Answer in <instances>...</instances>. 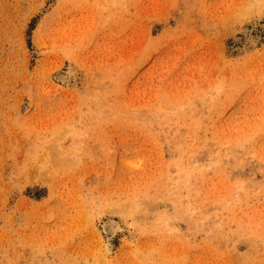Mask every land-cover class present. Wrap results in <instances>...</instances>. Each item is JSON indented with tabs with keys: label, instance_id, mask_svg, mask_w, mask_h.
I'll list each match as a JSON object with an SVG mask.
<instances>
[{
	"label": "rangeland",
	"instance_id": "rangeland-1",
	"mask_svg": "<svg viewBox=\"0 0 264 264\" xmlns=\"http://www.w3.org/2000/svg\"><path fill=\"white\" fill-rule=\"evenodd\" d=\"M0 264H264V0H0Z\"/></svg>",
	"mask_w": 264,
	"mask_h": 264
},
{
	"label": "bare ground",
	"instance_id": "bare-ground-1",
	"mask_svg": "<svg viewBox=\"0 0 264 264\" xmlns=\"http://www.w3.org/2000/svg\"><path fill=\"white\" fill-rule=\"evenodd\" d=\"M69 76L67 73H63V74H59L58 75V79L62 82H67ZM103 231L106 234V240H105V244L108 248V250L112 249V236L118 231V227L116 225V223L112 220L106 221L103 223ZM109 236V237H107Z\"/></svg>",
	"mask_w": 264,
	"mask_h": 264
}]
</instances>
